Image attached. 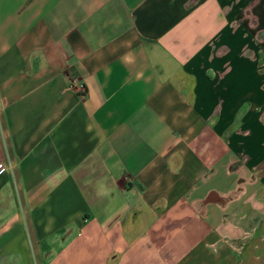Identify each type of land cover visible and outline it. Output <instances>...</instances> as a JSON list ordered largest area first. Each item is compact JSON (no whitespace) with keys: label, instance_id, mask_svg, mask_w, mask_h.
<instances>
[{"label":"crops","instance_id":"obj_1","mask_svg":"<svg viewBox=\"0 0 264 264\" xmlns=\"http://www.w3.org/2000/svg\"><path fill=\"white\" fill-rule=\"evenodd\" d=\"M1 165L0 264H264V0H0Z\"/></svg>","mask_w":264,"mask_h":264},{"label":"built area","instance_id":"obj_2","mask_svg":"<svg viewBox=\"0 0 264 264\" xmlns=\"http://www.w3.org/2000/svg\"><path fill=\"white\" fill-rule=\"evenodd\" d=\"M69 91L72 92H77L79 93L81 96H85L87 91H86V86L84 83H82L79 78L76 77H72L70 80V84H69ZM7 169L6 165H1L0 166V172L1 171H5Z\"/></svg>","mask_w":264,"mask_h":264}]
</instances>
